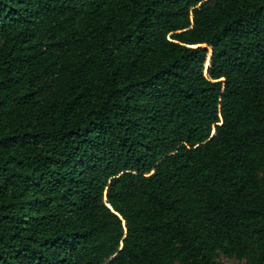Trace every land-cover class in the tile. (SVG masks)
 <instances>
[{
  "label": "trees",
  "instance_id": "16d2710c",
  "mask_svg": "<svg viewBox=\"0 0 264 264\" xmlns=\"http://www.w3.org/2000/svg\"><path fill=\"white\" fill-rule=\"evenodd\" d=\"M221 258L264 264V0H0V264Z\"/></svg>",
  "mask_w": 264,
  "mask_h": 264
},
{
  "label": "rangeland",
  "instance_id": "374dc122",
  "mask_svg": "<svg viewBox=\"0 0 264 264\" xmlns=\"http://www.w3.org/2000/svg\"><path fill=\"white\" fill-rule=\"evenodd\" d=\"M208 53H209V56L211 54L210 50H208ZM209 56H208V60H209ZM208 63V62H207ZM208 65V64H207ZM221 261L224 263V264H237V261L235 260H229V259H226V258H221ZM242 264V263H241Z\"/></svg>",
  "mask_w": 264,
  "mask_h": 264
},
{
  "label": "water",
  "instance_id": "95a60500",
  "mask_svg": "<svg viewBox=\"0 0 264 264\" xmlns=\"http://www.w3.org/2000/svg\"><path fill=\"white\" fill-rule=\"evenodd\" d=\"M211 55V54H210ZM210 57V56H209ZM213 133V132H212Z\"/></svg>",
  "mask_w": 264,
  "mask_h": 264
}]
</instances>
